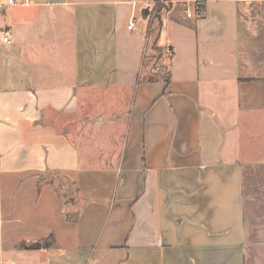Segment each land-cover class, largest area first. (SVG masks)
<instances>
[{"label": "crops", "instance_id": "crops-1", "mask_svg": "<svg viewBox=\"0 0 264 264\" xmlns=\"http://www.w3.org/2000/svg\"><path fill=\"white\" fill-rule=\"evenodd\" d=\"M96 256L264 264V0H0V264Z\"/></svg>", "mask_w": 264, "mask_h": 264}, {"label": "built area", "instance_id": "built-area-1", "mask_svg": "<svg viewBox=\"0 0 264 264\" xmlns=\"http://www.w3.org/2000/svg\"><path fill=\"white\" fill-rule=\"evenodd\" d=\"M27 0H8V5L10 6H16V5H19V4H23V3H26ZM193 15H192V12L190 10H188V18H192ZM135 28V23L132 22L129 24L128 26V29L129 30H134ZM7 36H9V33H7ZM9 40V38H5V42H7Z\"/></svg>", "mask_w": 264, "mask_h": 264}, {"label": "water", "instance_id": "water-1", "mask_svg": "<svg viewBox=\"0 0 264 264\" xmlns=\"http://www.w3.org/2000/svg\"><path fill=\"white\" fill-rule=\"evenodd\" d=\"M150 15V8L147 7L142 11V18L143 20H147Z\"/></svg>", "mask_w": 264, "mask_h": 264}, {"label": "trees", "instance_id": "trees-1", "mask_svg": "<svg viewBox=\"0 0 264 264\" xmlns=\"http://www.w3.org/2000/svg\"><path fill=\"white\" fill-rule=\"evenodd\" d=\"M156 1H160V0H156ZM155 80V79H154ZM170 80L169 78L165 80L166 83H168ZM52 241H53V238H52ZM54 242V241H53ZM32 248H35V249H40L42 248V245L41 244H36L34 245Z\"/></svg>", "mask_w": 264, "mask_h": 264}, {"label": "rangeland", "instance_id": "rangeland-1", "mask_svg": "<svg viewBox=\"0 0 264 264\" xmlns=\"http://www.w3.org/2000/svg\"><path fill=\"white\" fill-rule=\"evenodd\" d=\"M147 76H148L147 78H150V79H155V77H156V76H151V75L150 76L147 75ZM98 260H99V256L98 257L96 256V258H94V260H93V264H96Z\"/></svg>", "mask_w": 264, "mask_h": 264}]
</instances>
